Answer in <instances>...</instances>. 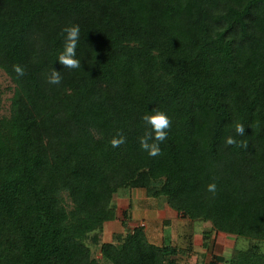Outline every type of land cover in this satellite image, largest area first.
I'll list each match as a JSON object with an SVG mask.
<instances>
[{"label": "trees", "instance_id": "obj_1", "mask_svg": "<svg viewBox=\"0 0 264 264\" xmlns=\"http://www.w3.org/2000/svg\"><path fill=\"white\" fill-rule=\"evenodd\" d=\"M70 25L77 69L58 61ZM0 69L13 84L0 116V264H186L192 242L128 228L132 191L125 235L102 241L131 189L209 223L205 249L214 232L250 243L201 264H264V0H0ZM154 109L170 126L150 156Z\"/></svg>", "mask_w": 264, "mask_h": 264}, {"label": "rangeland", "instance_id": "obj_2", "mask_svg": "<svg viewBox=\"0 0 264 264\" xmlns=\"http://www.w3.org/2000/svg\"><path fill=\"white\" fill-rule=\"evenodd\" d=\"M12 88V82L0 69V116L9 115L10 98L13 94ZM131 191L134 195V201L131 202L132 209H128L130 198L127 193L131 194ZM115 199L119 219L106 223L101 234L102 241H112L117 233L125 235L122 233L125 232L122 218H124V210L128 209L132 215V222L128 228L139 222L140 225L145 224L148 228L150 242L161 243L164 236L168 237L169 240H173L174 243H181L185 248H191L188 242H192V250L187 249L188 252L180 255V260L186 264H201L209 261L212 256L229 258L235 246L244 248L250 245L248 239L214 232L209 249H205L202 246V231L208 230L210 224L200 220L192 222L178 216L176 211L167 206L165 197L160 199L149 198L142 189H139V191L131 189L129 191L121 190ZM178 237L181 239L180 242ZM260 244L264 253V241ZM94 252L96 256H99V248H94Z\"/></svg>", "mask_w": 264, "mask_h": 264}, {"label": "clouds", "instance_id": "obj_3", "mask_svg": "<svg viewBox=\"0 0 264 264\" xmlns=\"http://www.w3.org/2000/svg\"><path fill=\"white\" fill-rule=\"evenodd\" d=\"M79 26L70 25L64 29L65 42L63 50L58 56V61L63 66L69 69H77L80 67V60L76 56L77 42L79 38ZM15 71L18 75H24V69L17 65ZM62 77L60 71L56 68H53L50 75L48 76V81L51 84H59ZM143 119L152 126V131L146 133L145 137L141 139V146L144 150L148 152L150 156H156L160 152V147L158 142H162L167 137V132L165 129L170 126V118L167 113L162 109H154L151 113L145 114ZM245 131L244 126L237 122L235 124V132L237 134H243ZM154 133V141L149 143L148 137ZM124 142V137L121 135L119 138H113L111 144L113 147H118L121 143ZM226 144L232 145L236 143V140L233 136L229 135L226 137ZM207 190L210 193L215 194L217 191V184L212 182L208 184Z\"/></svg>", "mask_w": 264, "mask_h": 264}]
</instances>
